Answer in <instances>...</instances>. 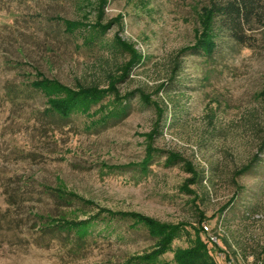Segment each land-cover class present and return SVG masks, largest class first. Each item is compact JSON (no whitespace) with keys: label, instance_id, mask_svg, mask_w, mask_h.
<instances>
[{"label":"rangeland","instance_id":"obj_1","mask_svg":"<svg viewBox=\"0 0 264 264\" xmlns=\"http://www.w3.org/2000/svg\"><path fill=\"white\" fill-rule=\"evenodd\" d=\"M205 3L0 0V264H125L155 249L125 222L84 247L38 240L33 213L98 210L179 225L173 249L199 238L218 264H264V28L251 46L182 53L210 45ZM38 72L113 87L104 103L117 94L129 115L102 131L81 115L55 124ZM45 188L92 205L62 206ZM157 264H177L174 252Z\"/></svg>","mask_w":264,"mask_h":264},{"label":"trees","instance_id":"obj_2","mask_svg":"<svg viewBox=\"0 0 264 264\" xmlns=\"http://www.w3.org/2000/svg\"><path fill=\"white\" fill-rule=\"evenodd\" d=\"M202 10L212 31L210 45L188 48L182 50V53L211 58L225 45L231 48L251 46L256 39L257 30L264 28V0H206ZM38 75L39 78L31 82L32 89L46 98L48 106L45 109V117L55 124L64 125L81 115L86 118L84 123L86 128L102 131L115 126L129 115V103L123 102L117 94L113 96L115 99L113 105L104 103L113 87L109 91L97 84H78L75 89L45 77L41 72H38ZM175 75L176 73L171 80ZM166 85L163 83L161 89L164 90ZM100 103L101 106L95 109ZM263 150L264 139L259 152ZM259 159V154H256L252 162L244 166L240 173L250 171ZM175 162L176 159L168 158V164ZM202 178L204 177L200 176V179ZM45 190L62 206L92 205L89 201L71 193L46 188ZM32 216L37 219V224L41 225V235L38 240L47 244L51 240L58 239L84 247L93 238L117 233L120 229L119 225L125 222L127 232L131 231L135 235L145 233L156 240L155 249L151 253L129 258L125 264H157L160 256L169 250L174 252L177 264H218L210 254L207 244L199 238L192 239L191 244L186 248L173 249L174 240L182 235L181 226L161 223L138 213L98 210L86 219H70L64 214L55 216L57 218L53 214L41 213H33ZM143 227L147 229L146 232L143 231Z\"/></svg>","mask_w":264,"mask_h":264}]
</instances>
